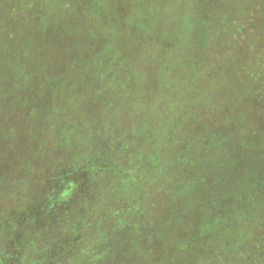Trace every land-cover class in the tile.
<instances>
[{"label":"trees","instance_id":"obj_1","mask_svg":"<svg viewBox=\"0 0 264 264\" xmlns=\"http://www.w3.org/2000/svg\"><path fill=\"white\" fill-rule=\"evenodd\" d=\"M213 2L0 0V264H51L23 247L19 236L24 234L19 233L25 222L34 223V217L39 222L44 220L40 216L53 218L59 208L71 207L76 200L87 203L92 194L99 204V188L86 190L92 175L104 180L105 196L112 201L123 199L125 217L146 214L148 207L157 208L158 201L164 204L157 212L178 219L193 215L199 203L224 216L231 213L227 204L236 209L234 214L252 210L253 215L264 214V133H227L217 123L202 124L199 133H225L218 139L227 153L214 155L212 165L222 168L214 179L225 184L227 197L215 199L218 195L211 194L210 160L197 153L211 146L210 140L197 134L193 99L187 93L192 88L191 77H187L192 76L190 70L197 68L200 73L201 66L173 36H185L197 27L196 33L202 31V37L195 35L192 40L197 46L221 35L212 30L216 24ZM206 10L209 16L204 15ZM195 19L197 25H193ZM175 50L180 56L170 55ZM160 106L163 111H155ZM156 117L160 121L157 128H149ZM60 118L66 127L58 124ZM187 121L194 124L192 128ZM46 132L127 134L129 139L124 141H120L123 134H110L113 138L105 147L122 158L128 156L119 162L135 182H124L123 175L104 176L102 155L106 154L95 148V139H84L78 145L81 150L71 153L59 149L51 154L45 151L46 141L39 152L27 149L36 145L32 139H40L33 135L30 140L31 134L25 133ZM145 133L159 135L145 138ZM65 146L67 150L71 147ZM37 154L46 160L37 162ZM57 162H63L62 171L39 174L44 164ZM193 166L201 171L194 173ZM29 172L37 173L41 188L25 180ZM240 182H244V192L237 190ZM238 198L242 200L235 203ZM120 206H100L105 218L111 217L118 228L123 224L117 213ZM83 209L91 207L85 204ZM82 225L89 233L88 221ZM183 242L190 243L187 238ZM247 258L256 261V253L249 250Z\"/></svg>","mask_w":264,"mask_h":264},{"label":"rangeland","instance_id":"obj_2","mask_svg":"<svg viewBox=\"0 0 264 264\" xmlns=\"http://www.w3.org/2000/svg\"><path fill=\"white\" fill-rule=\"evenodd\" d=\"M211 9L214 14L213 23H216L212 26V30L215 34L219 31L221 35L197 46L192 41L195 35L196 38H199V34L202 37L200 29L199 33H196L197 27L192 28L185 36L173 37L180 39H176L177 42L182 43L180 46L188 48L191 52L190 56L197 65L201 66L200 73H197V68L190 70L192 76L187 77H191L192 88L187 93L190 99H193V114H195L193 121L196 119L193 123L199 128L197 134H200L201 138L210 140L211 146L210 149L195 148L194 151L199 149L197 153L208 156L210 160L208 168L211 169L208 188L211 194L218 195L215 199H219L222 195L227 197V192L225 184L214 179L215 174L222 168L221 166L215 168L212 165V157L227 153V148L224 144H220L218 139L225 133L199 132L203 131L202 124L217 123L227 133H264V0H214ZM204 15L209 16L207 10ZM193 25H197L196 19ZM178 52L175 50L170 52V55L177 56ZM171 58L176 63H180L178 58ZM213 102H217L218 105ZM162 109L160 106L155 111H163ZM176 114H179V111ZM151 115L153 114L149 116ZM172 117L177 122H181L174 114ZM212 119L214 121L210 122ZM60 121L58 124L62 128L67 126L63 118H60ZM159 122L156 117L154 125L150 124L149 128L156 129ZM125 124H129L128 121H125ZM186 124L187 127H191L192 123L187 121ZM85 134L25 133L30 140L33 135L40 139L39 142L32 139L36 145L27 147L28 150L35 152L43 148L42 141L43 143L46 141L48 145L45 151L57 152L59 149H65L64 151L71 153L81 150L78 145L79 143L83 145L84 139L87 141L95 139L97 145L95 148L104 149L106 154L102 155L106 165L104 176L117 178L123 175L124 182H135L129 169L119 162L122 158L119 153L112 152L113 148L107 150L105 147V144L108 145L113 138L112 135L116 137L123 134L120 141H124L129 139L127 134L103 132ZM144 135L145 138L158 137L159 133ZM52 137H55V141ZM64 144L71 146L70 149L67 150L66 146L63 148ZM152 151L153 149L148 145L147 152ZM44 156L37 154V162H44L46 160ZM219 156L223 157V155ZM93 161L94 159H91L87 162ZM44 165L39 168L41 169L39 174H52V171L58 168L62 171L64 164L57 162L56 165L55 163ZM192 170L198 174L201 168L193 166ZM36 174V172L27 173L25 180L31 182L32 186L41 188L42 184L36 180L35 177L38 176ZM99 177L92 175L90 177L92 183L86 189L89 191V188L92 190L99 188L102 192L99 196L101 199L99 204L92 194L87 203L76 200L71 207L66 208L62 205L63 207L59 208L53 218L40 216L37 218L44 219L40 220L41 222L35 217L34 223L25 222L21 232L17 231L19 234H24L19 236L20 241L22 238L23 247L35 251V256L41 260H51V264H250L253 260L247 258L249 250L256 253V261L253 264L264 263V214L253 215L251 214L253 210L246 214L239 212L234 214L236 209L227 204V210L231 213L227 212L224 216L219 212L216 214L210 212L208 205L199 203V208H196L193 215L178 219L173 218V214L157 212L159 205L164 204L158 201L157 208L148 207L145 210L146 214L140 215L138 212L136 215L127 214L125 217L122 212L123 199L116 198L112 201L113 198L105 196L106 185ZM240 183L242 184L236 186L237 190L239 188L244 192V182ZM242 195L244 196V193ZM102 196L107 200L103 201ZM228 199L231 197L225 198L224 202ZM241 200L242 198L235 199V203ZM125 202L124 204H127L130 201ZM119 203L121 206L117 213L119 219L123 218V224L118 228L111 217L109 220L105 218L107 214L102 207L111 204L118 207ZM214 203L218 204L220 201ZM85 204L91 209L85 211L83 209ZM87 212V217L82 220ZM126 212L128 210H124V213ZM85 221H88L89 233L82 225ZM185 238L189 239L191 244H185L183 242ZM87 248H98L100 253L97 254L98 251H90Z\"/></svg>","mask_w":264,"mask_h":264}]
</instances>
